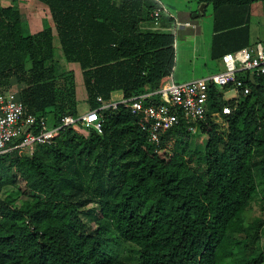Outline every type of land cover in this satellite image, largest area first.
<instances>
[{
    "label": "trees",
    "instance_id": "1",
    "mask_svg": "<svg viewBox=\"0 0 264 264\" xmlns=\"http://www.w3.org/2000/svg\"><path fill=\"white\" fill-rule=\"evenodd\" d=\"M38 1L53 26L25 34L18 0H0V92L15 79L52 125L82 113L73 64L88 110L173 74L175 34L148 27L155 0ZM198 1L213 8L212 59L252 45L263 0ZM243 79L249 93L225 99L234 86L212 85L206 118L180 111L159 146L120 105L99 110L102 132L68 127L32 155H0V264H264V216L247 214L258 198L264 212V75ZM190 126L203 149L191 148Z\"/></svg>",
    "mask_w": 264,
    "mask_h": 264
},
{
    "label": "built area",
    "instance_id": "2",
    "mask_svg": "<svg viewBox=\"0 0 264 264\" xmlns=\"http://www.w3.org/2000/svg\"><path fill=\"white\" fill-rule=\"evenodd\" d=\"M156 8L151 13L156 29L161 27L162 17L168 13L162 0H155ZM185 25L192 26L191 22ZM194 26V25H193ZM221 62L225 69L221 72L177 83L172 75L158 80L153 88L143 94L130 98L123 95L98 109L87 110L81 114L65 115L59 124H50L48 118L38 116L22 99L20 87L10 86L0 92V155L17 150L21 154L32 155L37 145L51 144L61 132L72 127L88 134L94 128L103 129L100 109L116 110L121 105L131 114L139 117V125L146 132L150 142L159 146L164 132L180 125L179 112L187 120H204L209 109V89L212 85L227 86L232 84L238 92L249 93L243 76L264 75V42L237 51L227 52ZM102 101V97L98 98ZM225 113L231 108L225 107ZM190 129L195 130L194 126ZM87 132V133H86Z\"/></svg>",
    "mask_w": 264,
    "mask_h": 264
},
{
    "label": "rangeland",
    "instance_id": "3",
    "mask_svg": "<svg viewBox=\"0 0 264 264\" xmlns=\"http://www.w3.org/2000/svg\"><path fill=\"white\" fill-rule=\"evenodd\" d=\"M178 0H163V3H176ZM183 1V0H182ZM4 4L7 5L11 3V0H3ZM189 6L194 9V12L197 13V10L201 11L202 3L200 4L198 0H191ZM17 6L20 7L21 15L24 20V33L25 34H34L46 27L51 25L52 19L45 4L38 0H18ZM199 20L201 22V27L203 31V40L208 41L211 38L213 33V8L212 5H207L204 9V12L201 13ZM251 44L257 40H264V0L254 2L252 5V17H251ZM53 25V24H52ZM201 41V39H200ZM58 45V42H56ZM201 45V44H200ZM204 45V44H203ZM253 45V44H252ZM201 47V46H199ZM179 51L176 49V62L173 70L174 80L177 83L187 82L196 78L207 76L213 73L221 72L225 69L224 64L218 60L212 59L208 56V59L205 60V64H202L201 59L194 60V63H187L185 59H179ZM71 67H74L78 73V94L79 98L82 100L81 112L87 111L89 105L86 104V100H83V88L81 81L80 71L76 64H73ZM20 87V84L16 82L15 79H12L11 86ZM119 96V93L117 94ZM238 96V90L235 87L224 89V98L233 99ZM117 98V97H115ZM217 121L222 123V118L218 117ZM49 123L52 124V117H49ZM83 133H85L83 131ZM87 133V132H86ZM175 138L173 137L169 140L167 149L172 150ZM206 141V135L200 133L195 127V134L193 140L191 141V148L194 150H201ZM262 202L258 198L253 201L251 208L248 210L247 214L250 217L255 216H264L262 212ZM90 228L94 229L96 227L95 222H91ZM125 256L130 258L134 263L137 262V249L134 246L126 245Z\"/></svg>",
    "mask_w": 264,
    "mask_h": 264
},
{
    "label": "crops",
    "instance_id": "4",
    "mask_svg": "<svg viewBox=\"0 0 264 264\" xmlns=\"http://www.w3.org/2000/svg\"><path fill=\"white\" fill-rule=\"evenodd\" d=\"M190 1L191 0H183V1L178 0L176 3H167V4L164 3V5L168 10V13H165L163 15L160 28L175 34L176 37L175 48L178 49L179 51V55H178L179 59L180 58L183 60L185 59L187 63H194V60L199 58L202 61L201 63L205 64V60L208 59V56L211 57V43H212L214 30L211 35V38L208 41L203 40L204 38L203 31L201 30L202 27L199 17L201 13L204 12L206 5L204 6L203 11L197 10L198 14H196L194 12V9L191 8L188 4ZM195 14H196V18H195L196 20H193L192 18L193 15ZM169 18H174V21L171 22L169 26H164L163 22L165 21L166 23H168ZM186 22H191L194 26L185 25ZM52 24L53 23H51L50 26H53ZM148 27L156 29L153 21L150 22V25ZM259 42H264V40H257L252 44L254 45ZM171 75L172 78L174 79V75L173 74ZM118 93L119 96H117ZM121 96L122 93L120 92L115 93L114 100Z\"/></svg>",
    "mask_w": 264,
    "mask_h": 264
},
{
    "label": "water",
    "instance_id": "5",
    "mask_svg": "<svg viewBox=\"0 0 264 264\" xmlns=\"http://www.w3.org/2000/svg\"><path fill=\"white\" fill-rule=\"evenodd\" d=\"M204 6H205V4H202L201 11H203ZM196 14H198V13H196ZM196 14L193 15V17H196Z\"/></svg>",
    "mask_w": 264,
    "mask_h": 264
}]
</instances>
